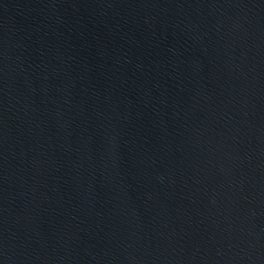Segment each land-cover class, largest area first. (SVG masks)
Returning a JSON list of instances; mask_svg holds the SVG:
<instances>
[{
    "label": "water",
    "instance_id": "obj_1",
    "mask_svg": "<svg viewBox=\"0 0 264 264\" xmlns=\"http://www.w3.org/2000/svg\"><path fill=\"white\" fill-rule=\"evenodd\" d=\"M0 264H264V0H0Z\"/></svg>",
    "mask_w": 264,
    "mask_h": 264
}]
</instances>
